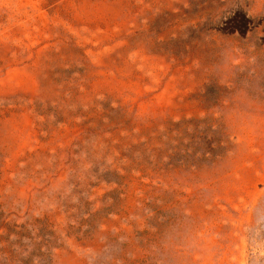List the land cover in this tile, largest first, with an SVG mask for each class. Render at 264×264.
I'll list each match as a JSON object with an SVG mask.
<instances>
[{"label":"rangeland","instance_id":"1","mask_svg":"<svg viewBox=\"0 0 264 264\" xmlns=\"http://www.w3.org/2000/svg\"><path fill=\"white\" fill-rule=\"evenodd\" d=\"M0 264H264V0H0Z\"/></svg>","mask_w":264,"mask_h":264}]
</instances>
